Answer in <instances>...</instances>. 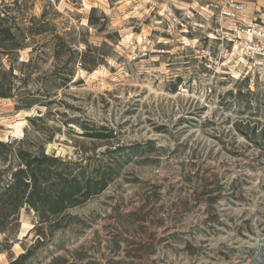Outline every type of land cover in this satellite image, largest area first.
<instances>
[{
    "label": "rangeland",
    "instance_id": "rangeland-1",
    "mask_svg": "<svg viewBox=\"0 0 264 264\" xmlns=\"http://www.w3.org/2000/svg\"><path fill=\"white\" fill-rule=\"evenodd\" d=\"M0 16V264H264V0ZM42 154L24 196L6 190ZM57 176L81 190L39 217L28 193Z\"/></svg>",
    "mask_w": 264,
    "mask_h": 264
},
{
    "label": "trees",
    "instance_id": "trees-1",
    "mask_svg": "<svg viewBox=\"0 0 264 264\" xmlns=\"http://www.w3.org/2000/svg\"><path fill=\"white\" fill-rule=\"evenodd\" d=\"M3 18L0 16V21ZM0 34L3 36V38H7L9 33V29L3 28L0 29ZM2 95H5L6 93L2 92ZM0 144H3L2 141H0ZM21 159L22 162L25 165V168L20 167L12 172L13 181L10 183V185L7 186L6 190H10L12 188H17L18 192L15 193L17 196L22 195L24 196V193L26 192V188L29 186L30 182L34 183L37 179V173L36 170L38 169V164L43 163L45 160L53 161L56 158L52 156H48L46 154H42L41 157L36 158L34 157L33 160H27L22 155ZM31 163H35V167L31 168ZM78 178L76 176L66 177V176H57L53 180V193L46 195L43 190H36V186L34 185V188L28 193V197L26 199L27 202H29L30 205L34 209L38 211L39 217H44L46 213H58L60 212L66 201H68L73 194L79 192L81 190V187L79 186ZM101 181H94L92 183H86L84 189L82 190L85 194L93 193L94 191L100 190L104 184L98 187L99 183ZM5 191L0 192V196L4 195ZM21 196V197H22ZM0 218H2V212H0ZM16 263V259L11 261L9 264Z\"/></svg>",
    "mask_w": 264,
    "mask_h": 264
},
{
    "label": "bare ground",
    "instance_id": "bare-ground-1",
    "mask_svg": "<svg viewBox=\"0 0 264 264\" xmlns=\"http://www.w3.org/2000/svg\"><path fill=\"white\" fill-rule=\"evenodd\" d=\"M20 125H21V122H16V123H15V130H16L18 133H21Z\"/></svg>",
    "mask_w": 264,
    "mask_h": 264
}]
</instances>
